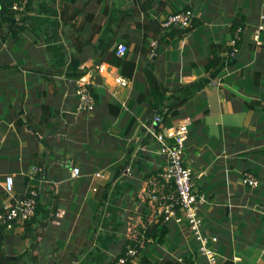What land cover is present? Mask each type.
Wrapping results in <instances>:
<instances>
[{
    "label": "crops",
    "instance_id": "crops-1",
    "mask_svg": "<svg viewBox=\"0 0 264 264\" xmlns=\"http://www.w3.org/2000/svg\"><path fill=\"white\" fill-rule=\"evenodd\" d=\"M187 6L194 13L191 30L168 36L178 28L163 29L158 44L151 40L147 61L138 55L127 87L113 82L115 66L95 63L109 40L133 52L145 14L160 21ZM262 16L264 0H28L11 22L0 19V210L9 201L1 186L5 174L14 175L20 196L28 187L25 176L39 173L30 184L38 188L36 214L23 225L0 228L3 253L18 257L14 264L110 263L125 245L129 227H123L148 213L136 199L145 173L165 164L143 131L156 112L151 103L167 111V104L185 96L176 92L180 84L197 82L189 88L196 92L164 122L184 113L192 117L183 160L196 176L197 194L205 197L199 204L203 232L217 238L210 245L224 264H264V29L254 38ZM235 21L245 25L239 51L207 72L213 42L227 45ZM101 64L106 68L99 71ZM77 71L91 79L97 104L74 117V82L82 76L71 74ZM142 92L144 100L130 109L126 102ZM251 100L261 106L249 108ZM124 157L129 161L114 178ZM68 163L80 168L78 177H71ZM246 171L258 186L242 184ZM170 224L165 243L146 244L139 256L206 264L189 228Z\"/></svg>",
    "mask_w": 264,
    "mask_h": 264
},
{
    "label": "built area",
    "instance_id": "built-area-1",
    "mask_svg": "<svg viewBox=\"0 0 264 264\" xmlns=\"http://www.w3.org/2000/svg\"><path fill=\"white\" fill-rule=\"evenodd\" d=\"M27 2L28 0H13L11 8L15 11H22L25 9ZM193 16L194 13L191 9L182 8L167 14L159 22L165 30L186 28L191 25ZM262 29H264V24H259L255 29V35ZM233 31L228 40V45L232 47L231 57H234L239 51L236 42L240 37L241 30L238 26ZM127 49L124 43L119 42L116 44L115 54L123 56ZM97 67L99 71L106 68L103 64ZM112 80L118 87H127L129 85V80L116 72L112 76ZM74 83L76 102L71 114L74 117H78L93 112L96 100L93 95L91 79L88 76H82L76 79ZM122 105L125 107L124 102ZM191 123L192 118L189 115H185L176 122L165 125L162 117L157 113H153L150 122L142 124L145 136L151 142L152 151L165 160L164 167L161 170L145 178L142 196L148 201L151 209H155L164 221L183 224L189 228L199 242L198 251L206 258V264H224L210 245L217 238L203 232V221L199 204L205 200V197L197 194L193 180L194 173L190 166L184 164L183 160V152L186 147L185 141ZM140 148L149 150V147L147 148L146 146H140ZM69 167L71 177L80 175L81 170L78 166L71 164ZM241 181L243 185L249 187L259 185L258 178L248 171L241 175ZM14 184L13 174L8 173L3 176L1 186L9 197V201L4 203L0 210V225L5 229L25 224L26 221L35 215L37 206L38 190L30 187L23 195L17 196ZM145 228V223L129 228L128 238L141 248L151 242V239L145 237ZM126 252L127 256L132 259L133 264H139V253L135 247L128 246ZM122 262H124V258H120L117 264Z\"/></svg>",
    "mask_w": 264,
    "mask_h": 264
},
{
    "label": "trees",
    "instance_id": "trees-1",
    "mask_svg": "<svg viewBox=\"0 0 264 264\" xmlns=\"http://www.w3.org/2000/svg\"><path fill=\"white\" fill-rule=\"evenodd\" d=\"M12 1L13 0H0V19H1V21L6 20V21L11 22L10 20H11V18H13L14 14H15V10H13L11 8ZM141 8H142L141 11L145 12L146 9H148V6L144 5V3H141ZM184 8H189V7L187 6ZM189 9H191V8H189ZM137 25L139 26V27L137 26V29L139 31H141V38H140L139 42L136 43V46H134L133 52H131V53L126 52L123 56H117L115 54V47H116L117 43L114 40H109L101 49H99L97 51L98 57L95 58V63L96 64H100L102 62L109 63L110 65L115 66L117 68V71L120 75H122L128 79H132L133 75L135 73V70H136V61H137L138 55L140 57H142L143 62L147 61V59H146L147 54L152 49V47L150 46L151 40L152 39L156 40L157 41L156 43L158 44L161 37H165L164 35H161V31L163 30V28L160 25L159 20L157 18L150 17L148 14H145L143 20L138 22ZM238 26L240 27L241 31L239 34L240 37L237 40L236 45L239 48L240 43H241L242 33L244 31L245 25L241 22L235 21L233 24L230 25V29L232 32H234L233 30H235L236 27H238ZM192 27L193 26L191 23V25L186 27V28H178L177 30H170L165 35L172 36L176 33H179V35L182 36L185 33H188ZM98 28H99V26H97L96 29H98ZM173 29H176V28H173ZM93 35H94V33L92 34L91 38L93 37ZM77 40L78 39H76L75 41H77ZM78 48H80V45L78 46ZM155 48H156V54H157L158 53V46ZM231 50H232V47L228 44L225 45L222 43L213 42L211 55L208 56L207 62L205 63L206 71L211 73V72H214V71H217L218 69H220L222 61L224 59L231 58V55H230ZM220 53H223V56H221ZM154 62H156V64ZM156 66H157V58L155 56L153 61L150 60V66L149 67L154 70L156 68ZM84 74H85L84 71H77V72L72 73L71 75L74 78H78ZM195 84H197V82H190L188 85H186L185 83L180 84V86L177 88L176 92H182L183 91L185 93V96H183L182 100L179 102H172V103L167 104L166 105L167 111H165L163 109V106L160 108L158 103L152 102L151 107H153V109H155V111H156L153 113L159 114L162 117L163 122L166 121V119L168 117V113L170 111H171V113L178 112V108L181 107L187 101V99H189V97L196 92V90H194L192 92L189 91V88ZM162 91H164V90H162ZM93 95L95 97L96 104H97V95H96V93H94V91H93ZM144 96H145V93L142 92V93L138 94V96H136L135 98L131 97L126 102V105H128L130 109L134 108V106L137 103L144 100ZM246 105L249 106V108L259 107V106H261V101L251 100V101L247 102ZM111 106H112V108L114 107L113 114L114 115L119 114L120 107L114 103H112ZM153 113H151V114L153 115ZM176 115H179V114H176ZM185 115H189V114L184 113V116ZM189 116L191 117V115H189ZM181 117H183V116H180V118ZM46 119H47V117H45L44 120H46ZM134 122H135L134 117L130 118V121L128 123L129 125L126 127V129L124 131V137L126 135H128L127 133L130 132ZM194 122H198V121H194ZM48 123H49V121H48ZM164 124H165V122H164ZM191 124H193V120H192ZM165 125H167V124H165ZM190 128H191V126H190ZM189 133H190V129L188 132L187 139L185 141L186 143L189 139ZM130 149H132V148H130ZM127 163H128V161H127ZM125 165L126 164H124V166H118L116 173L113 176L114 178H117L120 176ZM44 171H46V170H44ZM248 172H250V171H248ZM152 173H156V171L151 170L149 172H146L145 178ZM38 175H39V173L37 172V173H34L33 175L29 174V176L28 175L25 176L24 185L28 186L25 189V192L30 187H34L36 190H38V188L35 185H30L31 180H38V177H39ZM193 177L195 178L196 176H193ZM194 178H193V180H194ZM104 191H102V194L99 196V198H102L104 196ZM15 194H16V192H15ZM140 198H142V200L144 201L143 207L145 206L144 210L148 211V213L146 215H143L141 218H139L136 221V223H134L132 225V227L138 226L141 223L146 224L144 234H145L146 238L151 239V242H148L147 245L151 244L152 242H155L156 244H159V245L165 243V241L168 238V234L170 232V225H171L170 222L164 221L162 216H160L155 209H151L148 201L142 195L140 196ZM96 199L97 198L93 199L92 200L93 202L91 201V207L94 210L97 209V208H95L96 203H97ZM38 201H39V195H38ZM38 201H37L35 214H36V211L39 207ZM100 205H102V203H100ZM34 216L32 218H34ZM32 218L29 219L28 221H26V223L30 222L32 220ZM0 228H3V226L0 225ZM124 244L125 245L122 246L119 254L108 264H117V262L119 261L120 258H124V262H122L120 264H133L132 259L129 256H127V254H126L128 246L135 247L139 254H140V252H142L144 250L143 248L138 246L135 242H133V240L129 239L128 235L126 237ZM18 259H19L18 257H10V256L5 255L3 253L1 247H0V264H14L15 262L18 261ZM138 262H139V264H183V263H180L179 261H177V259H174L171 257H166V258H163L161 260H158L157 262H154L146 254L139 256ZM188 262L191 263L192 261L189 258H186L184 264L188 263Z\"/></svg>",
    "mask_w": 264,
    "mask_h": 264
},
{
    "label": "rangeland",
    "instance_id": "rangeland-1",
    "mask_svg": "<svg viewBox=\"0 0 264 264\" xmlns=\"http://www.w3.org/2000/svg\"><path fill=\"white\" fill-rule=\"evenodd\" d=\"M257 36H258V34L257 35H255L254 36V38H257ZM155 64H156V62H154ZM156 68H157V66H156ZM155 68V69H156ZM74 93H75V89H74ZM94 110H95V108H94ZM93 110V111H94ZM76 146V145H75ZM144 153H146V152H144ZM127 161H129V159H126L125 157L121 160V161H119L116 165L117 166H124V164H126L127 163ZM69 165H71L70 163H69ZM111 172H113V171H111ZM12 174V173H11ZM75 178V177H74ZM138 192H139V190H137ZM138 192H137V194H138ZM143 192V191H142ZM141 193V192H140ZM137 194H136V199H137V201H138V204H139V206L141 205V207H142V204L140 203V201H139V199L141 200V202H142V199L139 197V195H138V197H137ZM144 203V202H143ZM142 208H145V206L144 207H142ZM138 218H137V216H135V217H133V219H132V221H130L129 222V224H128V226H125V227H123V229H128V227L130 228L134 223H136V220H137ZM125 230V231H126ZM127 232V231H126ZM152 244V243H151Z\"/></svg>",
    "mask_w": 264,
    "mask_h": 264
},
{
    "label": "bare ground",
    "instance_id": "bare-ground-1",
    "mask_svg": "<svg viewBox=\"0 0 264 264\" xmlns=\"http://www.w3.org/2000/svg\"><path fill=\"white\" fill-rule=\"evenodd\" d=\"M33 219V218H32ZM3 237V236H2ZM2 253V252H1ZM24 261H25V259H24Z\"/></svg>",
    "mask_w": 264,
    "mask_h": 264
}]
</instances>
